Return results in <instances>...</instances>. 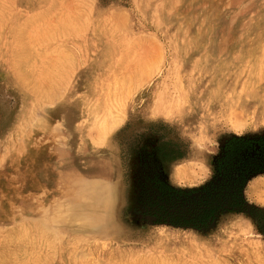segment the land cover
<instances>
[{
    "label": "rangeland",
    "instance_id": "374dc122",
    "mask_svg": "<svg viewBox=\"0 0 264 264\" xmlns=\"http://www.w3.org/2000/svg\"><path fill=\"white\" fill-rule=\"evenodd\" d=\"M233 136L264 138V0H0V264H264V170L205 226L144 207Z\"/></svg>",
    "mask_w": 264,
    "mask_h": 264
},
{
    "label": "trees",
    "instance_id": "16d2710c",
    "mask_svg": "<svg viewBox=\"0 0 264 264\" xmlns=\"http://www.w3.org/2000/svg\"><path fill=\"white\" fill-rule=\"evenodd\" d=\"M251 156H260L252 164ZM215 179L199 188H160L152 184L144 207L155 219L173 224L205 226L222 208H235L242 201V188L247 177L264 169V138L233 136L225 141L215 161Z\"/></svg>",
    "mask_w": 264,
    "mask_h": 264
},
{
    "label": "flooded vegetation",
    "instance_id": "af4514ba",
    "mask_svg": "<svg viewBox=\"0 0 264 264\" xmlns=\"http://www.w3.org/2000/svg\"><path fill=\"white\" fill-rule=\"evenodd\" d=\"M250 155V154H249ZM250 157L252 158V164H260L261 163V157L260 156H258V157H256V156H251L250 155ZM262 170H264V169H262ZM261 169L260 170H257V172H261L262 171ZM257 172H255V173H257ZM254 174V173H253ZM249 177V176H248ZM248 177H247V179H248ZM216 178V177H215ZM214 178V179H215ZM214 183V180L213 181H210L207 185H211V184H213ZM206 186V185H205Z\"/></svg>",
    "mask_w": 264,
    "mask_h": 264
},
{
    "label": "bare ground",
    "instance_id": "6f19581e",
    "mask_svg": "<svg viewBox=\"0 0 264 264\" xmlns=\"http://www.w3.org/2000/svg\"><path fill=\"white\" fill-rule=\"evenodd\" d=\"M207 93H208V92H207ZM201 94H202V93H201ZM203 94H204V93H203ZM211 95H212V94H211ZM213 96H214V95H213ZM213 96H212V97H213ZM237 96H238V95H237ZM209 97H210V95H209ZM235 97H236V96H235ZM213 98H214V97H213ZM252 99H253V98H252ZM238 101H240V100H238V99L234 100V99H233L231 102L234 103V105H235V104L237 105V104H238ZM246 102H248V101H246ZM232 103H231V105H233ZM227 104L229 105L230 102L228 101ZM231 105H230V106H231ZM236 109H237L236 112L241 111V110L238 109V108H236ZM227 110H228V109H227ZM231 110L233 111L234 109H231ZM227 112H228V111H227ZM46 207H47V206H46ZM48 220H49V219H48ZM45 221H46V220H45ZM43 224H44V222H43ZM44 226H45V225H44ZM41 231H42V230H41ZM155 243H156L155 246H157V247H158L159 245H161V243H159V241H155ZM162 252H163V250H162Z\"/></svg>",
    "mask_w": 264,
    "mask_h": 264
}]
</instances>
